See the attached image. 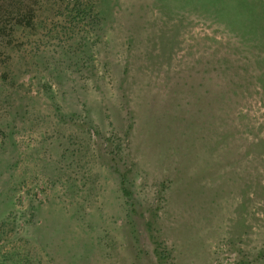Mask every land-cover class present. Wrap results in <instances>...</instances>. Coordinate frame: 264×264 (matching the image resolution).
Wrapping results in <instances>:
<instances>
[{
  "label": "rangeland",
  "instance_id": "1",
  "mask_svg": "<svg viewBox=\"0 0 264 264\" xmlns=\"http://www.w3.org/2000/svg\"><path fill=\"white\" fill-rule=\"evenodd\" d=\"M112 1L0 53V264H264V0Z\"/></svg>",
  "mask_w": 264,
  "mask_h": 264
},
{
  "label": "trees",
  "instance_id": "2",
  "mask_svg": "<svg viewBox=\"0 0 264 264\" xmlns=\"http://www.w3.org/2000/svg\"><path fill=\"white\" fill-rule=\"evenodd\" d=\"M62 5L65 8L67 5H71L69 14L72 13L75 18L83 17L86 12H90L89 10L95 8L96 12L94 16L101 19L105 16L111 17L114 2L112 0H87L85 3L78 2V0H0V53L3 52L2 49L8 46L15 31H23L26 29L30 31V29H33V34H35V29L38 30L40 24L46 19L44 13L53 7L59 10ZM35 24H37V26H35ZM1 73L2 79L9 77L11 81L15 80V76L12 75L11 71L4 70ZM44 89L45 96L51 101L50 105L55 111V114H59V117L62 118L63 116L60 114V109L57 104L53 102V95L50 91V87L47 86L44 87ZM5 91L6 89L4 86H0V98L8 102L10 96L6 95ZM20 109L21 106L18 104L12 109V115H16ZM6 125L8 126L9 123L5 122L1 127L6 128ZM129 128L125 131V138ZM6 136L11 139L10 133L6 134ZM124 176V173L119 176L120 191L125 198L130 199L131 194L124 186ZM155 254L158 262V260H160L158 253Z\"/></svg>",
  "mask_w": 264,
  "mask_h": 264
}]
</instances>
